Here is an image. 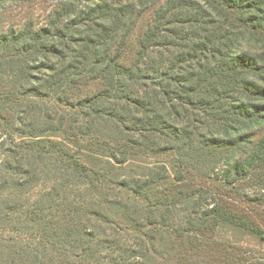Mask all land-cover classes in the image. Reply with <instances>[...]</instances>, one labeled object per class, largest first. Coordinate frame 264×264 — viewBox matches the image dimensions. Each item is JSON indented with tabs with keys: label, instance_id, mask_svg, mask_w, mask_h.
<instances>
[{
	"label": "trees",
	"instance_id": "obj_1",
	"mask_svg": "<svg viewBox=\"0 0 264 264\" xmlns=\"http://www.w3.org/2000/svg\"><path fill=\"white\" fill-rule=\"evenodd\" d=\"M46 1L0 0V193L44 183L5 199L0 264H264L218 237L264 244V0Z\"/></svg>",
	"mask_w": 264,
	"mask_h": 264
},
{
	"label": "rangeland",
	"instance_id": "obj_2",
	"mask_svg": "<svg viewBox=\"0 0 264 264\" xmlns=\"http://www.w3.org/2000/svg\"><path fill=\"white\" fill-rule=\"evenodd\" d=\"M70 1H68V0H49V1H46L42 5L41 9H39V5H38L37 11L35 12L34 20L36 19L37 22H43V21L46 22L48 15L51 12H56L57 10H59V8L62 9L68 5H71L73 9H77V8L81 9L83 7H86V5L88 3H90V0H87L84 3H79V2L77 3L76 2V5L74 7L73 4L69 3ZM68 9H69V6H68ZM12 12H14V13H12ZM12 12L8 11L7 15L4 16V22L6 24H9L10 22H12V20L9 19V16H8L9 14H14L13 16H18L17 20L20 21V19H21V17H20L21 13H19L20 11L18 9L14 8V9H12ZM23 16L25 18L24 14H23ZM12 107L15 109L14 112H16L18 107H16V106H12ZM16 126H18V125L16 124ZM39 127H40V125L35 126V128H37V129H39ZM10 132L11 133H4L3 138L0 141V164L2 161L7 160V158H9V156L17 154L13 150V148H15V146H14V145H16L15 143L18 144L21 142L20 136L17 133L14 134L12 132V130ZM144 162H147V160L144 159ZM155 162H157V160L152 159L149 162V165L150 166L155 165V167H153V168L160 170L162 165H160L159 163H155ZM31 165H32L31 163L27 164V167L29 169H31V168L38 169L39 168V166L36 167L38 165L37 163L35 164L36 165L35 167H31ZM136 166H138V164ZM142 168L143 167H139V166L136 167L135 170L132 171V175L139 177V176H141L140 174H144V173L148 172L147 170H143ZM221 168H224V166L221 165L220 169ZM159 170H157L158 173L155 175L157 177L156 182L158 184L163 183V181H164L163 176L165 175V172L160 174ZM161 171H163V170H161ZM219 178L222 179V174L220 175ZM216 180H218V179L216 178ZM205 182L206 181L202 182L201 184L203 185V184H205ZM42 187H44V183L42 181H39V183L37 185H35V187L30 191L31 193H28L27 195H25L23 197L21 196V198H19V196L17 197L16 195L13 196L12 194H9V191H6L4 193H0V210H2V208H3L5 199H9V198H10V202L8 203L9 205L14 206L17 204V206H19V207L24 206V205L32 206L38 192L41 191ZM256 191H258V190L252 189L250 191L246 190V192L244 191V193L246 194L247 192H249L250 194H255V193H257ZM215 192L216 191L214 189L206 187L202 191L203 196L201 198L197 197V201H195V203L193 201V202H190L188 204L183 205V207L180 209L181 211L179 212L180 215H177V219L180 222H187L188 220H191L192 222L199 221L209 206H210V208H213V199L219 198V195H221V194L215 193ZM239 192H241V191H239ZM241 194H242V192H241ZM261 223L264 224V222H261ZM218 237L223 241H228V242H231L232 244H236V245H239L241 247L243 246L244 250L248 251V257H251V256L255 257V259L261 260L264 263V244H262V243L260 244L256 240H253L249 237L241 235L240 233L232 231L230 229L222 230L219 233ZM130 239H131L130 243L125 244L126 248H127V252L132 253V251H133L135 254L140 255L139 246L135 245V243H137V242L133 238H130ZM114 256H117V255H114ZM139 262L140 261L135 260V264H140Z\"/></svg>",
	"mask_w": 264,
	"mask_h": 264
}]
</instances>
